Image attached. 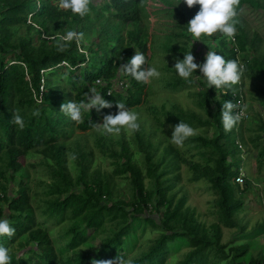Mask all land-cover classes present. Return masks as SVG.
I'll list each match as a JSON object with an SVG mask.
<instances>
[{
  "label": "trees",
  "instance_id": "16d2710c",
  "mask_svg": "<svg viewBox=\"0 0 264 264\" xmlns=\"http://www.w3.org/2000/svg\"><path fill=\"white\" fill-rule=\"evenodd\" d=\"M145 1L95 0L90 13L80 17L60 9L58 0H0V219L7 218L15 229L11 237L0 236V246L9 250L10 264H92L117 255L132 264H165L168 255L181 247L186 250L173 264H264V244L256 241L264 233V218L248 229L238 222L235 211L241 200L236 194L250 181L244 176L241 183L233 180L241 163L237 142L258 146L257 162L264 168V145L259 142L264 121L255 111L245 118L246 126L241 118L226 131L220 116L226 100L237 103L239 96L244 100V77L259 85L251 97L264 107V39L245 20L250 15L246 11H258L264 21V0H240L234 43L220 33L201 37L213 43L211 51L245 66L238 84L223 89L209 88L203 79L190 84L175 73L173 62L167 87L172 93L187 89L196 109L176 102L144 107L161 126L181 121L211 129L210 135L195 133L184 143L200 162L183 157L172 145L152 142L140 126L129 139L120 133L117 149L102 135L94 139L101 153L114 158L111 170L100 171L91 169V150L78 137L69 139L76 129L90 132L92 123L115 114L117 102L129 109L144 103L147 84L121 74L119 66L134 55L133 48L148 62V26L154 21L160 27L156 36L167 41L160 42L162 47L177 59L191 50L201 64L186 31L199 6L189 8L178 0L165 15L155 16L146 10ZM163 18L169 20L167 31ZM69 30L82 32L83 39L58 51L59 36ZM149 35L155 36L152 31ZM193 75H200L199 70ZM92 87L113 106L85 112L83 122L60 111L66 101L85 99ZM34 110L40 115L33 116ZM14 113L25 121L22 130L11 123ZM244 131L250 132L247 138ZM28 152L38 155L35 163L20 161ZM180 162L190 169V181L204 179L213 192L215 221L198 220L185 194L177 195L173 189ZM28 166H38L44 176L32 178L31 188L23 182ZM115 178L125 180L123 197ZM8 182L15 186L10 193L4 190ZM148 210L156 219L144 214ZM221 227L236 229L238 239L231 241L235 244L221 241ZM146 228L154 236L133 252ZM19 250L23 252L18 254Z\"/></svg>",
  "mask_w": 264,
  "mask_h": 264
},
{
  "label": "rangeland",
  "instance_id": "374dc122",
  "mask_svg": "<svg viewBox=\"0 0 264 264\" xmlns=\"http://www.w3.org/2000/svg\"><path fill=\"white\" fill-rule=\"evenodd\" d=\"M97 2L99 0H96ZM175 0H158L156 2L155 0H147L145 2V8L146 10H152V15L157 14H163L165 15V12L167 9L171 8L173 6V3H175ZM158 7V8H155ZM155 8V9H154ZM249 13L250 15L248 17L245 16V20L253 29H256L260 36L264 39V21H263V15L258 11H246L245 14ZM167 17V15H166ZM156 19V18H155ZM164 26L168 20V18H163ZM151 21L153 22V18L151 17ZM169 21V20H168ZM159 23L157 21H154L151 25L148 26V33L152 31V34H155V36H151L148 34L146 43L150 44V57L148 59L147 66H155L157 67L158 71L161 73L159 78H154L150 83H147L146 87V98L144 99V103L142 102L140 105L133 106L130 108L131 110H134L138 115V123L140 124L142 131L149 137V139L152 142H157L158 140L163 144H169L174 147H176L182 154L183 157L190 159L191 161H197L200 162L199 156L197 154L193 153V150H186V145H183L182 147H177L174 144L171 143L170 137L171 132L174 126H172L169 123H164L162 126L159 125L156 122V118L150 114L146 108H144L147 105L154 106L158 108L162 103L166 106L170 104L171 102H176L179 106L182 108H191L196 109L192 103L191 97L187 89L179 90L178 92L172 93L169 87H167V82L172 72L170 70V64L175 63V60L177 59L176 56L174 57L171 52H168L165 47H162L160 42H167L164 40V38L157 37L159 33V28H156ZM169 27V24L165 27H162L165 31H167ZM20 32H23L24 29L20 28ZM94 36V33L92 34ZM93 37H91L92 39ZM193 43L192 47L193 50L198 54L199 62L202 64L204 62V58L209 50H211V45L213 44L208 38H205L204 40H199L193 42V39L191 41V44ZM264 46V41L262 43ZM10 56V55H9ZM146 67V65H145ZM117 81L116 88L118 87V79H114L113 83ZM243 86H241V92H243V95H245V98L243 100L244 107L248 109L246 112V116L250 117V114L252 115L253 112L256 111V115H258L262 121H264V107L259 105L258 102L252 99L251 95L254 89H258L259 85L257 83L252 84V82L249 80V78L244 77L243 78ZM197 88V86H195ZM245 91V93H244ZM259 93V92H258ZM146 102V103H145ZM254 117V116H253ZM98 123H102L98 122ZM246 120L242 121V126H246ZM169 130V133L166 131ZM196 130L195 133L199 134H208L210 135L211 129H203V127H197L193 128ZM122 135H124V138L129 139L132 132L122 129L120 132ZM119 134H111L112 138L111 140L107 139V136H104V133L101 131H97L96 129L89 131H80L76 129L73 133V135H70L69 139H75L78 137V141L80 144H85L86 148L90 149L92 152V160H91V169L97 168L100 171H109L112 168L111 156L105 155L104 153H101L98 147L96 146L94 139L102 135L105 139L104 142L106 144H110L111 147L117 149L119 146L117 144V138L119 137ZM250 134L248 131H244L243 136L247 138V136ZM260 145H264V131L262 132V138L259 141ZM71 143V142H70ZM130 145V144H129ZM131 147V145H130ZM161 147V146H159ZM240 167L243 172V176L247 178L250 181L249 187L245 189V191L237 192V196L240 198L241 203L240 206L235 211V216L238 218V222L245 225V229H248L256 222L262 220L264 218V182H263V176H264V168L260 163H258V146L254 147L249 141L246 143V145L241 144L240 147ZM193 153L191 156L190 154ZM260 153V152H259ZM38 155L28 152L23 156V158H19L20 161H23L24 164L28 163H35L38 160ZM41 169L38 166H28V176L23 178V182L28 183L29 187L31 188L33 186L32 178L35 177H44L42 176ZM178 173V179L175 183L174 190H176V194L180 195L182 193L186 196V204L193 208L195 211V214L197 216V219L202 221L204 224L211 223L212 221H215V213L214 211V194L209 189L207 182L204 179H198L196 181H190L188 178L191 175L190 169L183 163H179V169L177 170ZM116 182V188L119 190V195L124 196L126 195V189L124 188V182L125 180H121L119 178L114 179ZM146 180V179H145ZM144 180V181H145ZM234 182L235 179H233ZM241 183V182H240ZM15 188V186L12 184V182H8L6 184V187L4 190H6L8 193L11 192V190ZM114 199V198H112ZM104 200V198H103ZM108 203V201H106ZM144 214H147L149 216H152L154 219H156V214L153 212V210L145 211ZM37 218H39L37 216ZM222 228V236L221 241L227 244V246H231L235 244V242H231L238 239V234L235 232L236 229ZM155 234L154 231H152L150 228H146L143 235H141L135 244V247L133 248V252L136 251L138 248H143L145 246L146 240L153 237ZM256 241L264 244V233L256 237ZM186 250V247H181L179 250L171 253L168 255L166 259L165 264H173L175 260H177L181 254ZM23 250H19V253H22Z\"/></svg>",
  "mask_w": 264,
  "mask_h": 264
},
{
  "label": "clouds",
  "instance_id": "9594fccd",
  "mask_svg": "<svg viewBox=\"0 0 264 264\" xmlns=\"http://www.w3.org/2000/svg\"><path fill=\"white\" fill-rule=\"evenodd\" d=\"M155 1L158 2V0ZM94 2L95 0H58L60 9L70 10L73 15L80 17L90 13L89 6ZM183 2L189 8L199 6V10L186 25V31L192 37L193 42L199 41L202 36L212 37L216 33L229 38L233 43L235 42L238 23L236 19L238 16L237 8L240 5V0H183ZM83 35L82 32L67 31L66 34L59 36L56 44L57 50L64 51L67 43L72 41L79 43L83 39ZM192 45L193 43L190 45V49ZM133 50L134 55L126 63L119 66L120 73L131 76L137 82L145 84L150 83L154 78H159L161 73L157 67L147 66L148 62L145 55L135 48ZM145 65L146 67H143ZM172 69L180 78L190 84L198 83L203 79L209 88L223 89L240 82L245 66L237 60H226L222 55L211 50L207 52L204 62L198 64L190 50L183 54V59L175 60ZM197 70H199L200 75H193ZM224 94L226 95V93ZM112 106L95 87H92L85 93V99L66 101L60 105V111L72 121L83 122L85 112L89 113L92 109L100 111ZM115 107L117 109L115 114L104 115L102 123H92L93 128L105 134H119L122 129L130 132L138 131L140 125L137 113L129 109L123 102H117ZM238 107L237 103L230 100H226L222 104L221 123L226 131L231 130L240 120L241 113L236 111ZM32 115L39 116V110H34ZM11 123L21 130L25 127V121L19 113L13 114ZM195 132L196 130L189 124L179 121L172 129L170 141L175 146L182 147L187 139L195 135ZM14 234L15 229L10 225L9 220L7 218L0 219V236L11 237ZM0 264H10L9 250L3 246H0ZM92 264H132V261L122 255H117L112 260H93Z\"/></svg>",
  "mask_w": 264,
  "mask_h": 264
},
{
  "label": "built area",
  "instance_id": "2783aa9c",
  "mask_svg": "<svg viewBox=\"0 0 264 264\" xmlns=\"http://www.w3.org/2000/svg\"><path fill=\"white\" fill-rule=\"evenodd\" d=\"M241 97L242 96L238 97L239 100H237V103L240 105V107H238V109L236 111H239L241 113V118H243L245 120V118H247V116H246V108L244 107L243 100L240 99ZM237 146L241 147V144L239 142H237ZM242 176H243V172L241 170V167L239 166L238 173L234 177L235 181H237V183H240L242 181Z\"/></svg>",
  "mask_w": 264,
  "mask_h": 264
}]
</instances>
